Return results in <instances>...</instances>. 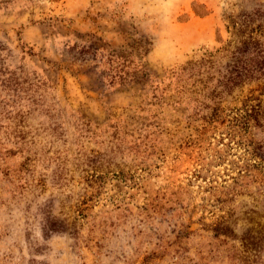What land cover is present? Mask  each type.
<instances>
[{"label":"rangeland","instance_id":"374dc122","mask_svg":"<svg viewBox=\"0 0 264 264\" xmlns=\"http://www.w3.org/2000/svg\"><path fill=\"white\" fill-rule=\"evenodd\" d=\"M0 264H264V0H0Z\"/></svg>","mask_w":264,"mask_h":264}]
</instances>
